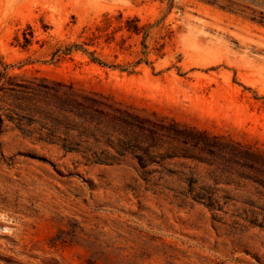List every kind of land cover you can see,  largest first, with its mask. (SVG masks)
I'll return each instance as SVG.
<instances>
[{
	"label": "rangeland",
	"instance_id": "1",
	"mask_svg": "<svg viewBox=\"0 0 264 264\" xmlns=\"http://www.w3.org/2000/svg\"><path fill=\"white\" fill-rule=\"evenodd\" d=\"M0 264H264V0H0Z\"/></svg>",
	"mask_w": 264,
	"mask_h": 264
},
{
	"label": "trees",
	"instance_id": "2",
	"mask_svg": "<svg viewBox=\"0 0 264 264\" xmlns=\"http://www.w3.org/2000/svg\"><path fill=\"white\" fill-rule=\"evenodd\" d=\"M121 17H123V15ZM107 18H110L109 20H111V17L107 16ZM97 28L101 29L102 27L99 25ZM119 29L120 30L126 29L129 34H138L139 35V34L142 33V31L144 29V26L140 24V19L138 17H134V18H129L126 21V25L125 26L124 25H120ZM76 50H81L84 53L89 54L90 57H91V61H93L95 63H98L100 65H106L104 62H102V60L100 58H98L95 55L94 52H90L87 48H85L81 44H71L70 46H66L63 49L59 48V49H57L54 52V56L62 57V55H70L73 51H76ZM140 127L142 128V126H140ZM158 141L159 140L153 136V138L151 140V145L158 146L159 145ZM64 149H65L66 152H76L77 151L72 146H64ZM194 199L197 200V201H201V202L205 203L210 209H216L215 205L213 204V199L212 198H208L207 196L206 197L205 196H197Z\"/></svg>",
	"mask_w": 264,
	"mask_h": 264
}]
</instances>
